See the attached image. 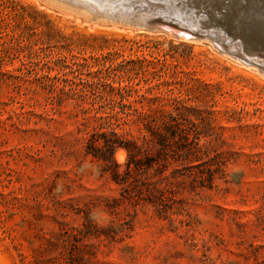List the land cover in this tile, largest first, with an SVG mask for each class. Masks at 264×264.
<instances>
[{"label":"rangeland","instance_id":"obj_1","mask_svg":"<svg viewBox=\"0 0 264 264\" xmlns=\"http://www.w3.org/2000/svg\"><path fill=\"white\" fill-rule=\"evenodd\" d=\"M55 1L0 0V264H264V71L194 0ZM94 133L150 142L135 198Z\"/></svg>","mask_w":264,"mask_h":264},{"label":"water","instance_id":"obj_2","mask_svg":"<svg viewBox=\"0 0 264 264\" xmlns=\"http://www.w3.org/2000/svg\"><path fill=\"white\" fill-rule=\"evenodd\" d=\"M194 1H195V4H194L195 8L193 10L198 11V9L200 8V12L203 11L205 13H208L207 24L211 28H220L226 32L225 36L228 37V40L224 42V45H223L224 48H218L217 46H215V47L221 51H224V52L231 54L234 58L238 57L239 60L246 65H251L253 67L260 69L261 71H264V66H263L264 65V57H263V54H261V52L259 51V50H261L262 45H264V35L262 33L254 34V32H255L254 29L257 27V22L253 17L254 14H253V10L251 8L252 0H234L233 3L234 4L237 3V5H238L237 9L238 10L236 9V7H233L232 5H230L229 7H225L224 8L225 12L230 13V12H234L237 10L236 14H238V16L236 17L237 21H236L235 25L231 24V23H227L225 26H222L224 24V21L222 20V18L218 17V15L222 12V10L215 5V3L218 0H194ZM219 1L221 3H225L227 0H223V1L219 0ZM230 7H233V8H230ZM229 9H232V10H229ZM124 22H126V21H124ZM126 23H130L132 25L139 26V27H152L153 25L161 26V24H163L159 19H157V20L155 19V20L151 21V23H153L151 25L150 24L139 25V24L134 23V22H126ZM202 38L209 39L210 41L212 40V38H210V36L208 35L207 32L206 33L203 32L201 34H198L195 37V39H202ZM233 40H238V42H240V43L241 42L242 43L248 42L246 44L250 45L252 53L255 54V55H253V57H257L259 60H261V64L255 62V61L250 62L247 59V57H248L247 55H249L250 51H247L248 54H244V55H246V57H240L238 55L230 53L228 50V47L230 46V41H233Z\"/></svg>","mask_w":264,"mask_h":264},{"label":"trees","instance_id":"obj_3","mask_svg":"<svg viewBox=\"0 0 264 264\" xmlns=\"http://www.w3.org/2000/svg\"><path fill=\"white\" fill-rule=\"evenodd\" d=\"M173 127L175 130L179 129L177 119H172ZM146 130H150L148 124L145 125ZM174 130V131H175ZM102 133L91 134L86 143L87 153L91 154L94 158L100 160L103 164V171L110 174L111 179L116 184H121L123 189L122 197L124 199H132L134 197V183L136 173L141 169L139 166V156L147 155V149L150 147V142L145 140L142 144H137L135 141H119L116 134L112 133L111 140L102 139ZM174 139L188 141L187 135L175 132ZM102 140V141H101ZM117 147H123L127 152V161L125 169L122 173L118 171V165L113 159L114 150ZM188 154H193L187 151ZM175 156V160H179L182 154L179 151L171 154ZM151 166V161L148 163L147 168Z\"/></svg>","mask_w":264,"mask_h":264},{"label":"bare ground","instance_id":"obj_4","mask_svg":"<svg viewBox=\"0 0 264 264\" xmlns=\"http://www.w3.org/2000/svg\"><path fill=\"white\" fill-rule=\"evenodd\" d=\"M55 1V0H54ZM68 1H71V0H68ZM77 1V0H76ZM186 1V0H185ZM56 2V1H55ZM87 3H89V2H87ZM89 6H90V4H88ZM181 5V4H180ZM70 8V7H69ZM77 8V7H76ZM91 8V7H90ZM94 8V7H93ZM75 9V8H74ZM200 10V9H199ZM253 10V14H254V19L255 20H259V21H262L263 22V24H264V12H260V11H258V10H254V9H252ZM200 12V11H199ZM102 14V13H101ZM192 15V14H191ZM199 16V15H198ZM104 17V16H103ZM110 17V16H109ZM113 18V17H112ZM111 19V18H110ZM231 19V18H230ZM127 20V19H126ZM141 20V19H140ZM134 21V20H133ZM143 21V20H142ZM135 22H137V20L135 21ZM162 22V21H161ZM165 22V21H164ZM137 23H139V22H137ZM139 24H142V23H139ZM200 25V24H199ZM176 26V25H175ZM165 26H163V28H164ZM155 29V28H154ZM160 30H162V29H160ZM169 30V29H168ZM176 30H178V29H176ZM165 31H166V29H165ZM172 32H174V30L172 31ZM175 33H178L179 34V36H180V33L179 32H174V34ZM183 35H185L186 36V33L185 34H183ZM186 38H188V37H186ZM192 38H194V37H192ZM189 39V38H188ZM191 40H197V39H191ZM207 40V39H206ZM231 42V41H230ZM219 44V43H218ZM214 46H216V45H214ZM246 47V46H245ZM248 47V46H247ZM219 48H221V47H219ZM223 48V47H222ZM249 48V47H248ZM247 48V50H249ZM230 50V49H229ZM241 50V49H240ZM231 51V50H230ZM242 52V51H241ZM224 53V52H223ZM242 57H245V56H242Z\"/></svg>","mask_w":264,"mask_h":264}]
</instances>
